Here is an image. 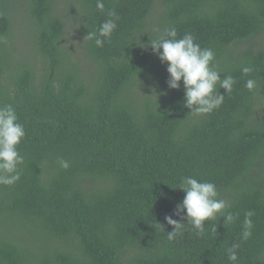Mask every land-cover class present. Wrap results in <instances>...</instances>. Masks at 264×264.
I'll list each match as a JSON object with an SVG mask.
<instances>
[{
  "label": "trees",
  "instance_id": "trees-1",
  "mask_svg": "<svg viewBox=\"0 0 264 264\" xmlns=\"http://www.w3.org/2000/svg\"><path fill=\"white\" fill-rule=\"evenodd\" d=\"M103 3L0 0V105L26 132L20 179L0 184V264H264V0ZM110 10L117 28L97 47L87 35ZM170 26L237 81L217 84L210 114L184 106L182 81L168 88L150 40ZM183 176L214 183L232 221L168 240L166 216L187 222L175 215Z\"/></svg>",
  "mask_w": 264,
  "mask_h": 264
},
{
  "label": "clouds",
  "instance_id": "clouds-1",
  "mask_svg": "<svg viewBox=\"0 0 264 264\" xmlns=\"http://www.w3.org/2000/svg\"><path fill=\"white\" fill-rule=\"evenodd\" d=\"M98 10H104L103 0H96ZM109 17L101 23L96 32H89L88 39H94L97 47H103L105 39L111 37L117 28L119 16L115 10L107 12ZM159 34L155 39L150 40L153 54L158 57L162 64H166L168 73L167 85L169 89H179L181 81L184 88V106L190 109L191 113L197 115L210 114L219 108L224 101V94L217 89H224L226 93L233 90L237 83L232 75H224L216 70L213 62L215 53L211 48H202L196 42L191 33L178 37L177 29L174 26L165 28L163 31L156 30ZM241 71L247 75L254 71L251 66H242ZM245 88L252 91L256 88L257 82L248 79ZM26 137L25 128L19 122L16 109L11 104L0 105V184L12 185L20 179V166L24 163V157L20 154L18 146ZM58 164L62 169H67L69 161L60 157ZM179 189L185 193L183 200L177 205L175 215L181 216L186 223H181L166 216L168 225L173 226V231L167 232V239L174 240L181 234L185 224H190L198 234H203L205 222L214 219L217 215L224 218L225 222H231V213H224L227 207L223 199H219L216 185L209 181H200L193 176H183L180 180ZM185 213V215H181ZM250 216L251 213H248ZM155 225L164 229L163 225L155 222ZM243 239L250 235L251 221H245ZM165 230V229H164ZM233 245L228 249V259L232 262L237 260L236 248Z\"/></svg>",
  "mask_w": 264,
  "mask_h": 264
}]
</instances>
